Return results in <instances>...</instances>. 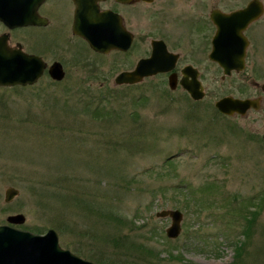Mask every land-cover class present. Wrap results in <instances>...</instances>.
Segmentation results:
<instances>
[{
    "label": "rangeland",
    "instance_id": "1",
    "mask_svg": "<svg viewBox=\"0 0 264 264\" xmlns=\"http://www.w3.org/2000/svg\"><path fill=\"white\" fill-rule=\"evenodd\" d=\"M28 32L17 35L27 37L22 48L48 65L60 61L66 75L56 82L45 70L24 89L0 87V224L22 213L17 228H54L61 247L102 264L95 259L124 254L127 242L112 246L118 233L99 207L132 224L121 235L161 251L158 264H264V149L211 130L205 100L192 104L160 77L117 85L111 68L125 65L112 54L64 49L44 31L34 40ZM94 109L109 115L94 117ZM219 126L227 129L224 121ZM7 187L18 189L10 202ZM66 190L86 204L62 200ZM245 207L257 210L248 235ZM175 208L183 213L181 234L169 239V217L155 213Z\"/></svg>",
    "mask_w": 264,
    "mask_h": 264
},
{
    "label": "flooded vegetation",
    "instance_id": "2",
    "mask_svg": "<svg viewBox=\"0 0 264 264\" xmlns=\"http://www.w3.org/2000/svg\"><path fill=\"white\" fill-rule=\"evenodd\" d=\"M0 1L13 2L14 13L29 19L12 28L0 20V36H5L10 48L26 52L22 40L27 37L19 34L29 31L34 40L44 31L46 41H64V49L98 57L112 54V62L121 65L120 59L125 65L116 71L111 68L113 74L108 77L113 83L117 75L132 71L156 52L158 64L168 70L143 81L160 77L192 104L205 100L213 120L206 122L211 130L246 136L264 149V0ZM12 31H17L14 41ZM80 31L91 33L97 48ZM70 41L78 46H71ZM134 52L137 57L132 61ZM44 63L48 73L50 64ZM184 84H190L202 98H191ZM220 100L227 112L216 107ZM219 120L226 122L227 129L219 126ZM245 124L251 130H245Z\"/></svg>",
    "mask_w": 264,
    "mask_h": 264
},
{
    "label": "water",
    "instance_id": "3",
    "mask_svg": "<svg viewBox=\"0 0 264 264\" xmlns=\"http://www.w3.org/2000/svg\"><path fill=\"white\" fill-rule=\"evenodd\" d=\"M13 2L0 1V20L8 27L27 24L29 19L26 15L14 13ZM89 39L90 46L97 48L91 33L79 32ZM46 64L42 57L36 54H29L19 48H10L5 36H0V87L27 86L33 85L41 77ZM168 70L157 62L156 52L148 60H140L135 68L116 77V84L139 83L144 77L157 72ZM48 74L51 79L61 81L65 77L62 64L54 61L48 66ZM173 87L174 83L170 82ZM188 94L193 99H200L202 95L192 88L190 84H184ZM240 102V105L244 104ZM221 112H227L224 108V101L216 103ZM246 107V106H245ZM5 202H10L18 195V189L7 187L4 192ZM158 217L170 218V224L165 230L169 238H176L181 232V221L183 214L176 209H163L156 212ZM5 224L0 225V264H96L73 254L70 250L64 249L59 244L58 233L54 228H49L44 234L30 233L14 225H21L25 222L22 213L10 214L6 217Z\"/></svg>",
    "mask_w": 264,
    "mask_h": 264
},
{
    "label": "trees",
    "instance_id": "4",
    "mask_svg": "<svg viewBox=\"0 0 264 264\" xmlns=\"http://www.w3.org/2000/svg\"><path fill=\"white\" fill-rule=\"evenodd\" d=\"M57 82V81H56ZM19 88H23L26 86H16ZM86 108H89L88 102L85 104ZM94 112L96 115L94 117H100V116H106V114L109 115V112L107 111H101L100 109H94ZM191 195V194H190ZM58 196L64 201L71 200L72 202H79L80 204H86V198L84 199L82 196L78 195V193H71L66 190L65 193H60ZM84 206V205H83ZM51 207V206H50ZM45 209L49 207H43ZM52 208V207H51ZM96 208V207H95ZM91 209H94L91 207ZM90 209V210H91ZM95 211L97 214H99L102 217H106L107 221L112 222L114 225L115 232L118 234L116 236H113L110 240V243L114 248L120 249L122 242H127V246L125 248L124 254H119L120 252H114L111 256H108L107 260L104 259H95L96 261L102 263V264H158L160 260L163 258L160 257L161 251L156 250L155 247L148 245L144 241H135V238H132L130 235L120 234V230L123 227L128 228L132 224H127V220L120 216L119 213L115 214L114 212L106 213L102 212L99 207H97ZM257 210L250 211L248 210V207L244 208V213L242 214L245 217V225L243 232L248 235L251 233V227L252 222L254 219V214H256ZM245 214V215H244ZM118 225V226H117ZM36 232H42L40 228L34 229ZM168 243H171L169 241ZM163 252V250H162ZM164 252H167V256L170 257L171 250H166ZM174 258L179 259L178 256H173Z\"/></svg>",
    "mask_w": 264,
    "mask_h": 264
},
{
    "label": "bare ground",
    "instance_id": "5",
    "mask_svg": "<svg viewBox=\"0 0 264 264\" xmlns=\"http://www.w3.org/2000/svg\"><path fill=\"white\" fill-rule=\"evenodd\" d=\"M12 87H14V86H12ZM192 98V97H191ZM198 100V99H197ZM167 217H169V216H167ZM170 218V217H169ZM1 225V224H0Z\"/></svg>",
    "mask_w": 264,
    "mask_h": 264
}]
</instances>
